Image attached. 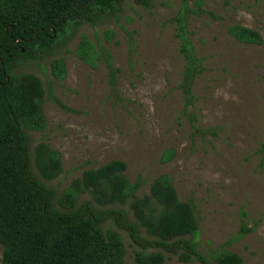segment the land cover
I'll return each instance as SVG.
<instances>
[{
  "label": "rangeland",
  "instance_id": "obj_1",
  "mask_svg": "<svg viewBox=\"0 0 264 264\" xmlns=\"http://www.w3.org/2000/svg\"><path fill=\"white\" fill-rule=\"evenodd\" d=\"M185 2L191 9L185 13L190 40L202 66L193 89L200 131L183 114L177 88L183 59L175 16L183 0H151L149 7L122 0L115 15L93 25H70L51 52L15 69L36 74L45 89L44 128H24L30 169L54 190L53 206L59 210H68L60 199L75 179L111 160L125 162L129 184L140 182L136 197L148 194L155 178L168 175L178 199L193 204L199 254L213 261L214 254L231 252L242 264H264V0ZM236 24L256 30L262 42L237 39L229 29ZM104 48L118 68L116 91L96 53ZM56 59L64 69L60 77L51 70ZM41 142L60 156V171L52 179L36 166ZM84 201L97 209H120L135 222L131 197L100 206L88 192H79L77 204ZM151 206L161 207L154 199ZM101 228L106 235H120L123 264H133L140 248L127 231L111 220ZM153 251L161 250L146 249ZM162 253L163 264H202L195 257L183 262Z\"/></svg>",
  "mask_w": 264,
  "mask_h": 264
},
{
  "label": "trees",
  "instance_id": "obj_2",
  "mask_svg": "<svg viewBox=\"0 0 264 264\" xmlns=\"http://www.w3.org/2000/svg\"><path fill=\"white\" fill-rule=\"evenodd\" d=\"M121 1L0 0V264H123L125 246L120 235L116 232L106 235L101 228L108 220L126 230L140 248L134 253L133 264H163L162 251L183 262L195 257L202 264H242V258L235 253L220 251L213 255V261L198 253L194 242L198 223L193 204L178 199L168 175L155 178L149 193L136 197L134 192L140 182L129 184L123 175L125 162L111 160L85 170L81 179H75L60 199L68 210H59L53 206L54 190L31 172L24 128H44L45 89L39 76L32 72L17 74L15 69L51 52L66 36L70 25L83 22L93 25L102 16L115 15ZM133 1L145 7L151 4V0ZM188 12L191 9L183 0L175 16L183 59L177 88L182 94L183 114L194 131L199 132L193 89L202 66L190 40ZM229 29L243 42H262L261 35L252 28L236 24ZM96 53L105 63L111 89L116 91L118 68L112 56L105 48ZM51 70L60 77L64 72L62 62L52 61ZM35 160L39 173L46 179L58 175L59 153L47 143L36 146ZM79 192H88L100 206L124 204L131 197L129 204L135 222L128 221L117 208L97 209L86 201L77 204ZM152 199L161 206L158 211L152 208ZM149 247L161 251L146 252Z\"/></svg>",
  "mask_w": 264,
  "mask_h": 264
}]
</instances>
